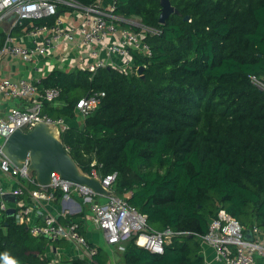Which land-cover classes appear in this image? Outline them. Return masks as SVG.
<instances>
[{
    "label": "trees",
    "instance_id": "16d2710c",
    "mask_svg": "<svg viewBox=\"0 0 264 264\" xmlns=\"http://www.w3.org/2000/svg\"><path fill=\"white\" fill-rule=\"evenodd\" d=\"M170 1L179 12L162 24L161 0H115L116 13L140 20L132 29L156 30L145 35L152 55L133 53L143 73L57 68L38 83L60 87L63 104L45 102L43 109L66 119L80 98L102 93L83 126L61 133L64 144L85 172H116L113 190L147 215L150 229L191 232L172 236L162 254L134 236L125 243L126 264H205L193 233L205 234L220 208L243 226L264 225V90L250 78L264 77V0ZM5 39L0 26V48ZM70 218L61 217L76 220ZM55 242L34 236L16 213L0 215V264H50L47 250ZM94 257L106 264L103 248Z\"/></svg>",
    "mask_w": 264,
    "mask_h": 264
},
{
    "label": "built area",
    "instance_id": "2783aa9c",
    "mask_svg": "<svg viewBox=\"0 0 264 264\" xmlns=\"http://www.w3.org/2000/svg\"><path fill=\"white\" fill-rule=\"evenodd\" d=\"M60 7L66 8L68 15L82 12L83 18L77 29L66 25V20L60 12ZM115 0L108 5L100 1L84 5L78 0H0V25L7 24L6 39L0 48V59L16 57L23 62H34L38 57L77 45L79 48L92 47L91 55L97 58L82 66L96 72L99 67L115 66L125 73H133L139 67L135 65L133 53L144 56L152 55V48L145 39L147 27L141 32L132 26H142L133 18H128L114 11ZM56 16L52 24L34 26L29 30L32 37L30 45H19L10 32L23 24L24 20L42 19ZM128 24V25H123ZM119 34L117 40L110 41L112 35ZM104 51L105 57H101ZM121 59V60H119ZM251 82L264 90V77L251 75ZM40 81L30 80L20 76L12 79L0 77V98L3 100L25 101V106L13 105L0 116V215L11 206L16 208V218L20 223H26L34 236H49L53 240L65 239L87 253L86 264H98L94 255L98 246L91 243L78 220L63 221L47 207L48 202L55 201L56 192L61 190L67 200L77 194L81 203L76 202L69 213H83L89 210L86 218L92 221L102 232L105 240L111 246L125 250V243L134 236L136 244L148 248L153 253L162 254L165 244L176 234L170 228L164 230L150 229L147 215L140 212L125 196L115 191L108 196L95 193L90 187L63 179L58 172H53L52 182L48 189H43L35 176H29L27 158L19 167L4 154L3 147L8 137L18 128L27 124L26 131L34 128L39 122L57 124L60 132L69 128L67 119L63 116L54 117L44 111L45 102L55 103L61 95L58 86H40ZM102 93L88 94L77 101L76 109L85 119L100 103ZM94 175H98L93 171ZM102 177V183L113 190L117 173ZM5 193H13L18 197L16 203L3 198ZM105 197V199H104ZM29 199V200H28ZM104 199V200H103ZM37 206V210H36ZM85 207V208H84ZM40 220H35V214ZM253 239L245 237V228L238 219L225 208H220L209 221L205 234H198L200 239L210 243L217 251L218 258L225 264H257L256 254L264 258V232L259 226L253 228ZM48 256V255H47ZM50 264H59L52 259Z\"/></svg>",
    "mask_w": 264,
    "mask_h": 264
},
{
    "label": "crops",
    "instance_id": "0c3cea01",
    "mask_svg": "<svg viewBox=\"0 0 264 264\" xmlns=\"http://www.w3.org/2000/svg\"><path fill=\"white\" fill-rule=\"evenodd\" d=\"M113 0H100V3L103 5H108ZM66 12V8L61 14L64 16L66 20L65 24L70 25L77 29L79 25V21L83 18L82 12H77L73 16L68 15ZM3 30L6 32L8 25L2 24ZM7 26V27H5ZM12 35L15 38V43L19 45H30L32 41V37L29 34V30L27 28H12L10 30ZM119 38V34L112 35L110 37V41H115ZM92 47L79 48L77 45L68 48L61 49L59 52L50 53L45 57H38L34 62L26 63L21 59L16 57H3L0 59V77L7 76L12 79H16L20 76L28 77L33 81H41L45 78L52 70L54 69H62V70H72L81 68V65L84 66L89 62L95 61L97 58L91 55ZM101 57H105L104 51L101 52ZM121 60V59H119ZM27 103L25 101H13V100H3L0 98V116L3 115L5 110L13 105L25 106ZM62 101L55 102V106L62 105ZM69 125H84V118L82 115L76 111V114L72 118L67 119ZM72 200H67L65 195L62 194L56 198L55 201L48 202L46 207L55 215L59 216L60 219H67V217H71L70 219H76L81 222L82 229L91 243L103 248V253L106 254V264H126L124 259V253L117 246H111L105 240L101 230L92 222L87 220L84 217L89 214V210L85 207V212L83 213H69L74 204L77 206L76 202L81 203V198L77 194L71 195ZM36 206V210H37ZM35 220H40V216L36 213L34 216ZM260 229L264 232V225L259 224ZM257 224L254 225H245V230H251ZM253 232V229H252ZM199 234V233H198ZM254 235V233H253ZM198 240L200 241V253L204 257L205 264H225V262L218 258V254L216 249L208 242L200 239L198 235H196ZM54 245H50L47 250L48 258L50 262L52 259H57L59 264H71L70 262L74 259H81L86 261L88 259L87 253L81 248L74 245L69 240L58 239L55 240ZM257 264H264V258L260 254H256Z\"/></svg>",
    "mask_w": 264,
    "mask_h": 264
},
{
    "label": "water",
    "instance_id": "95a60500",
    "mask_svg": "<svg viewBox=\"0 0 264 264\" xmlns=\"http://www.w3.org/2000/svg\"><path fill=\"white\" fill-rule=\"evenodd\" d=\"M161 5L159 20L162 24L172 13L179 12L170 0H161ZM184 19L190 20V16L186 15ZM147 28L151 34L156 33L155 29ZM144 69V65L140 66L139 72L143 73ZM26 127L27 124L23 125L8 137L3 152L13 164L19 167L23 166L29 158V176H35L43 189L49 188L52 173L58 172L63 179L90 187L99 195L108 196L114 192L102 183L100 175L90 174L80 167L64 144L57 124L39 122L29 131H26ZM3 198L11 203L18 201V197L13 193H5ZM6 213L9 216L14 215L16 208L11 206ZM245 237L253 239L252 230H248Z\"/></svg>",
    "mask_w": 264,
    "mask_h": 264
},
{
    "label": "rangeland",
    "instance_id": "374dc122",
    "mask_svg": "<svg viewBox=\"0 0 264 264\" xmlns=\"http://www.w3.org/2000/svg\"><path fill=\"white\" fill-rule=\"evenodd\" d=\"M133 19H134L136 22H138L139 24L141 23L140 20H139L138 18H134V17H133ZM5 27H7V26H5ZM7 29H9V28H7ZM13 101H15V100H13ZM104 199H105V197H104ZM104 199H103V200H104Z\"/></svg>",
    "mask_w": 264,
    "mask_h": 264
}]
</instances>
